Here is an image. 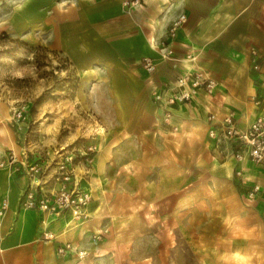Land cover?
<instances>
[{"label": "crops", "instance_id": "obj_1", "mask_svg": "<svg viewBox=\"0 0 264 264\" xmlns=\"http://www.w3.org/2000/svg\"><path fill=\"white\" fill-rule=\"evenodd\" d=\"M8 6L0 32L37 38L36 29L69 57L85 84L94 81L104 130L95 136L99 150L84 182L92 193L90 217L49 216L22 204L31 182L26 144L10 100L0 96V209L8 201L0 214V264H160L170 259L177 230L200 264H264V162L239 161L230 139L210 134L231 112L247 128L264 111V0H141L130 10L122 0H9ZM183 12L188 19L172 39L169 26ZM162 40L177 59L161 57ZM145 56L156 60L155 71L143 68ZM192 70L215 78L214 91L199 90L167 119L154 91ZM52 183L48 173L43 186ZM253 184L262 190L252 198ZM45 230L55 239L44 240ZM61 242L88 254L59 255Z\"/></svg>", "mask_w": 264, "mask_h": 264}, {"label": "rangeland", "instance_id": "obj_2", "mask_svg": "<svg viewBox=\"0 0 264 264\" xmlns=\"http://www.w3.org/2000/svg\"><path fill=\"white\" fill-rule=\"evenodd\" d=\"M8 3L9 0H0L2 16L8 15ZM32 33L37 38L0 32V96L10 100L12 119L22 125L20 131L26 144L23 166L26 170L25 164L39 158L46 166L41 184L52 173L53 183L48 188H56L58 152L70 150L76 154L80 184L86 186L84 182L92 176L99 150L94 139L104 130V119L98 112L102 103L94 101V81L85 84L82 71L69 57L52 48L46 37L40 38L38 30L33 29ZM90 146L95 150L81 154L80 150L87 151ZM32 184L36 183L31 179L29 187ZM175 237L176 246L169 247L170 259L164 256L166 245L161 246L159 258L164 256L165 260L160 264H200L180 231Z\"/></svg>", "mask_w": 264, "mask_h": 264}, {"label": "built area", "instance_id": "obj_3", "mask_svg": "<svg viewBox=\"0 0 264 264\" xmlns=\"http://www.w3.org/2000/svg\"><path fill=\"white\" fill-rule=\"evenodd\" d=\"M125 9L130 10L141 4V0H122ZM188 16L186 13H181L172 20L168 34L174 39L179 30L184 26ZM161 57L164 59H177L174 54V47L166 40L159 43ZM255 57L258 51L253 49ZM142 66L149 72L155 71L157 67L156 60L153 57H143ZM255 69L260 68L259 62H255ZM261 85L264 86V74L262 75ZM217 85V80L209 75H206L201 70H192L180 73L174 83H169L163 88H157L154 92L155 101L167 107L166 118H170L171 109L174 105L186 103L193 99L194 95L199 90H205L212 93ZM261 99H257L256 103L260 104ZM22 113V111H21ZM216 115L209 114V121L214 122ZM212 137H226L230 139L234 146V156L239 161L250 159L255 163L264 162V111L260 112L254 121L247 127L241 128L236 124L235 115L229 113L223 118L219 126H212L210 130ZM95 150L94 147H88V150H80L81 154L86 155L88 151ZM60 157L57 162L54 173L55 181L58 183L56 188H46L42 183V173L45 172L46 166L38 158L35 162H30L26 166V172L36 184H32L25 190L22 197V204L27 208L38 209L49 216L58 217L69 213L74 219L86 220L90 217L89 204L92 200V193L87 186L80 184L76 171L75 152L64 150L58 152ZM10 162L16 160L15 153L10 156ZM88 162H90V157ZM24 164V163H23ZM87 167V166H86ZM88 170H86L87 172ZM237 174L241 175L242 171L237 170ZM262 190L260 184H253L248 189L250 197H256ZM8 206V201L3 200L0 209V214H3ZM264 216V211H263ZM46 222V220H45ZM108 231L105 229L94 235L96 240L102 241L104 234ZM44 240L50 241L55 239V234L52 231L45 230ZM57 253L64 255L67 253H77L80 258L88 254L87 249H79L71 242H61L57 246Z\"/></svg>", "mask_w": 264, "mask_h": 264}]
</instances>
